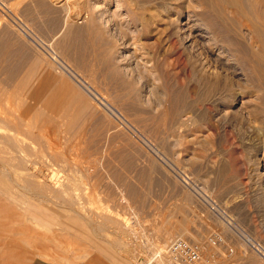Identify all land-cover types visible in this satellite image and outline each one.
<instances>
[{"label":"rangeland","instance_id":"obj_1","mask_svg":"<svg viewBox=\"0 0 264 264\" xmlns=\"http://www.w3.org/2000/svg\"><path fill=\"white\" fill-rule=\"evenodd\" d=\"M1 1L10 12L0 13V109L14 112H0V133L13 129L15 140L19 133L31 152L27 172L69 182L73 196L30 189L32 181L21 188L17 176L26 169L6 171L0 158V171L10 174L0 179L16 181L9 182L14 202L0 190V264L5 253L18 264H179L168 251L176 236L202 244L199 264H264L237 230L264 245V86L261 92L229 47H204L217 40L206 14L224 11L229 19L231 12L233 30L251 23L254 9L237 0L218 9L202 0ZM197 21L193 35L209 38L188 37L187 76V68L171 66L177 56L168 41L181 31L187 37ZM224 59L234 75L215 74ZM7 113L18 125L5 131ZM27 196L29 214L21 206ZM99 214L108 223L102 233ZM35 218L69 224L80 237L50 233Z\"/></svg>","mask_w":264,"mask_h":264},{"label":"bare ground","instance_id":"obj_2","mask_svg":"<svg viewBox=\"0 0 264 264\" xmlns=\"http://www.w3.org/2000/svg\"><path fill=\"white\" fill-rule=\"evenodd\" d=\"M168 1V0H167ZM171 1V0H170ZM173 1V0H172ZM175 1V0H174ZM223 1V2H222ZM225 0H217V2H215L214 0H202V3H204L205 5H211V6H209V7H215L216 9H218L219 7H220V5H222L223 6V4L224 5H229V3L228 2H224ZM67 2H71L70 0H67ZM66 2V3H67ZM155 2V1H154ZM161 2V1H160ZM165 2V1H164ZM169 2V1H168ZM177 2V1H176ZM175 2V3H176ZM186 2V1H185ZM221 2V4H219ZM147 3V2H146ZM152 3V2H151ZM158 3V2H157ZM171 3V2H170ZM174 3V2H173ZM174 3V4H175ZM180 3H182V2H180ZM179 3V4H180ZM183 3H184V1H183ZM237 3H239L240 5H243L244 7H246L247 9H249V10H253L254 9V11L256 12V13H254V11H253V13L255 14V19L254 18H252L251 17V14H246L247 16H248V19H250V17H251V23H249V24H247L246 23V20L245 19H243V20H245V24H243L240 28H235L234 27V29L232 30V28L230 29L229 27H227V25L228 24H226L228 21H229V19L231 18V19H233L232 17H230V13H229V19H228V17H227V15L226 14H223V12L222 11H220V12H222L221 13V15L218 13V15H217V13H216V10H215V12L214 13H216L215 15H217V16H215V17H211V16H209L208 14H206V17L208 18V23H207V26L209 25L211 28H213V29H215V30H217V35H216V39L217 40H211L212 42L211 43H205V48H207L208 50H207V52H210V53H213L214 51H219V49L220 48H224L225 49V46H226V48L227 47H229V49H228V53L229 54H231L230 56H232V57H234L235 58V60L237 61V62H239V63H241V64H243V66H244V71L246 72V74L248 75V76H256L258 79V81H259V84L261 85V86H259V90L261 91L263 88H261L260 89V87H262V86H264V0H237ZM78 4V3H77ZM82 4V3H81ZM162 4H163V2H162ZM167 4V3H166ZM178 4V3H177ZM185 4V3H184ZM183 4V5H184ZM189 4V3H188ZM63 5V4H62ZM80 5V4H79ZM79 5H77V6H79ZM155 5V4H154ZM182 5V4H181ZM197 5V4H196ZM235 5V4H234ZM233 5V6H234ZM66 6V5H65ZM64 6V7H65ZM161 6V5H160ZM165 6V5H164ZM170 6V5H169ZM177 6H180V5H177ZM186 6H188V5H186ZM190 6V5H189ZM202 6V5H201ZM221 6V7H222ZM242 6V7H243ZM151 7V6H150ZM185 7V6H184ZM225 7V6H224ZM66 8H68V7H66ZM145 8H147V10H148V8L149 7H145ZM166 8H167V6H166ZM176 8V7H175ZM178 8H181L182 9V7H178ZM186 8V10H187V7H185ZM212 8V9H213ZM150 9V8H149ZM181 9H180V11H181ZM197 9V8H196ZM207 9V8H206ZM205 9V10H206ZM224 8H222V10H223ZM225 9H226V7H225ZM232 9V8H231ZM230 9V10H231ZM235 9L236 8H234L233 10L235 11ZM244 9V8H243ZM68 10V9H67ZM135 10V9H134ZM144 10V9H143ZM154 10V9H153ZM168 10V9H167ZM227 10V9H226ZM232 10V11H233ZM239 10V12H241V10L240 9H238ZM149 11V10H148ZM162 11H163V9H162ZM170 11V10H169ZM174 11H176V15H178L177 14V10H174ZM248 11V10H247ZM137 12V11H136ZM140 12H141V10H140ZM150 12H152L151 11V9H150ZM187 12V11H186ZM218 12V11H217ZM157 13V12H156ZM158 13H159V11H158ZM235 13V15H236V17L237 18H239V19H241L242 17L240 16V14L237 12V11H235L234 12ZM242 13V12H241ZM139 14V13H138ZM141 14V13H140ZM139 14V15H140ZM146 14H150V13H146ZM173 14V13H172ZM210 14H212V13H210ZM244 14V13H243ZM138 15V16H139ZM151 15V14H150ZM149 15V16H150ZM153 15V14H152ZM232 15V14H231ZM245 15V16H246ZM249 15H250V17H249ZM142 17H143V15H141ZM140 16V18L142 19V17ZM147 16V15H146ZM155 16V15H154ZM154 16H152V18H154ZM159 17H160V14L158 15ZM158 16H156L157 18H158ZM167 16V15H166ZM182 16V15H181ZM214 16V15H213ZM244 16V15H243ZM170 17V16H169ZM175 17L176 16H174V14L172 15V17L170 18L171 19V21L173 20V21H175L174 19H175ZM241 17V18H240ZM146 18V17H145ZM148 18H150V17H148ZM151 18V19H152ZM157 18L155 19V20H157ZM167 18H168V16H167ZM174 18V19H173ZM178 19L180 18V15H178V17H177ZM176 18V19H177ZM198 18V17H197ZM139 19V18H138ZM191 19V21L190 22H192V21H195V20H192L193 18H190ZM254 19V20H253ZM148 20V19H147ZM154 20V19H153ZM161 20H165V21H167L165 18L164 19H161ZM200 20V19H199ZM202 20V19H201ZM234 20V19H233ZM242 20V22H244ZM140 21V20H139ZM148 21H152V20H148ZM158 21V20H157ZM157 21H155V22H157ZM160 21V20H159ZM179 21V20H178ZM235 21H237V20H235ZM144 22V21H143ZM154 22V23H155ZM162 22V21H161ZM202 22H204V27H205V24H206V20L204 21H202ZM202 22H200L199 23V21H197V23L195 22V24H193L192 26H191V28L190 29H188V31H190V33H189V35H187V37L185 36L186 35V33H184L183 31H181L182 32V35H181V33L178 35V37H176V39H172V41H171V43L168 41V45L170 44V48L168 47V51H171V50H173V51H175V53H176V56H177V58H176V56H175V61H174V58L172 59L175 63L172 65V63H173V61H171V66H174V68H175V66H179L180 68L181 67H183V69L186 71V68L187 67H189V66H187V60L185 61L184 59L185 58H183V54H186L188 51H189V49H188V47H187V44H186V42H187V40H188V37H191L190 35H192V38H196V37H205V38H209V37H207V36H204V35H202V34H198V35H193L194 33L193 32H195L196 30H198L200 27H199V25H201L202 24ZM239 22V21H238ZM238 22H236L237 24H238ZM250 22V21H249ZM1 23V22H0ZM145 23V22H144ZM147 23V22H146ZM145 23V24H146ZM158 23H160V22H158ZM177 24H179L178 22H176ZM231 23V22H230ZM157 24V23H156ZM161 24V23H160ZM166 24H167V22H166ZM199 24V25H198ZM232 24H234V23H232ZM232 24H230V25H232ZM155 25V24H154ZM168 27H169V25H167ZM189 26V25H188ZM237 26H239V25H237ZM152 27H155V28H157L156 26H152ZM151 28V27H150ZM206 28V27H205ZM147 29V28H146ZM152 29V28H151ZM162 29V28H161ZM163 29H164V27H163ZM162 29V30H163ZM181 29V28H180ZM183 29V28H182ZM236 29V30H235ZM165 30V29H164ZM235 30V31H234ZM157 31H159V29H157ZM167 31V30H166ZM160 33H164V31L163 32H161V31H159ZM185 34V35H184ZM205 34V33H204ZM161 35V34H160ZM159 38V37H158ZM161 39V38H160ZM196 42H198V41H195V43ZM163 43V42H162ZM195 43H194V45H195ZM221 44L224 46V47H221ZM200 46H202L201 44H200ZM167 48V47H166ZM154 49V48H153ZM223 49V50H224ZM167 50V49H166ZM220 52V51H219ZM227 53V54H228ZM50 56H52V55H50ZM218 57L219 58H224V56L221 54V53H219L218 54ZM228 58H229V56H228ZM227 58V59H228ZM227 59H224V60H222L223 61V69L221 68V70L219 71V72H217V73H215L217 76H225V77H227V75H234V73H236V72H233V68H232V61H228ZM168 62H170V61H168ZM237 65V64H236ZM167 66V65H166ZM170 66V67H171ZM168 67H169V65H168ZM172 68V67H171ZM178 68V67H177ZM179 68V71H182L181 69ZM219 68V67H218ZM241 69V68H240ZM183 70V71H184ZM232 70V71H231ZM237 70V69H236ZM172 71H175L174 69H172ZM178 71V70H177ZM177 71H175L176 72V75L177 76H181V73L180 72H177ZM241 71V70H240ZM175 72H173V73H175ZM187 76L189 75V69L187 68ZM186 72H182V74L184 75V73H186ZM242 72V71H241ZM244 72V73H245ZM242 74V73H241ZM245 75V74H244ZM215 76V75H214ZM222 79L223 78H221V77H219L217 80L220 82H222ZM225 79V78H224ZM254 80V79H253ZM227 81V80H226ZM220 82V83H221ZM224 82H225V80H224ZM224 82H222V83H224ZM228 83V82H227ZM226 83V84H227ZM228 86H230L229 85V83L227 84ZM231 87V86H230ZM224 89V88H223ZM225 90V89H224ZM262 92V91H261ZM2 94V93H1ZM1 96V95H0ZM263 96V102H264V95H262ZM263 105H264V103H263ZM5 106H7V104L5 105ZM4 106V107H5ZM8 106H10L9 104H8ZM7 106V107H8ZM263 107V106H262ZM13 109H9V107L8 108H1L0 109V112H2V111H4V113H3V115H5L6 116V114H5V112H14V111H12ZM264 110V109H263ZM11 113H10V115H11ZM263 113V112H262ZM8 113H7V120H8V118H10V117H8ZM4 117V116H3ZM0 118H2V116H0ZM13 118H14V116H13ZM3 119H5V117L3 118ZM3 119H2V121H3ZM12 118H10L9 120L10 121H8V123H10L9 125V127H8V125L7 124H4V123H6L7 122V120H5L6 122H2L3 123V127H2V129L3 128H6V130L8 129V130H10V127L12 126V124H15V123H13L14 122V120L12 121L11 120ZM16 119H17V117H16ZM1 120V119H0ZM15 122H16V124H17V121L15 120ZM19 123V122H18ZM1 125V124H0ZM7 125V126H6ZM18 125V124H17ZM4 126H6V127H4ZM19 127H21V124H20V126ZM19 127H18V131H20V129L22 130V128H20L19 129ZM13 128H14V126H13ZM17 126L15 125V130L14 131H16L17 129ZM1 129V130H2ZM12 129V128H11ZM3 130H5V129H3ZM5 130V131H6ZM11 131H13V129L11 130ZM11 131H6V132H4L3 134L2 133H0L1 135L0 136H4V135H7L6 133H8V135L7 136H5V137H0L1 138V140H0V158L2 159V163H1V167L3 168V169H6V171H7V169H10V168H8V167H11V169L12 168H14V169H16L17 170V168L20 166H16V165H18V164H21V166L22 167H24L25 169H26V171L25 172H27V165H28V163L27 162H29V153H31L30 151H28V145H25V144H22L21 142L22 141H20V140H18L19 139V137H17V135H20L19 133L16 135V138H17V140H15V136L13 135V134H16V132L15 133H12V134H10L9 135V133H11ZM21 132V131H20ZM33 134V133H32ZM13 135V136H12ZM22 136V135H21ZM38 136V135H37ZM35 137H36V135H35ZM21 138V137H20ZM25 138H27V137H25ZM39 138V137H38ZM30 139V138H29ZM28 139V140H29ZM22 140H24V138H23V136H22ZM57 140V139H56ZM18 141V142H17ZM27 140H24L23 141V143L24 142H26ZM29 143V142H28ZM27 143V144H28ZM15 144H17V148L15 147ZM30 144V143H29ZM25 145V146H24ZM59 145V144H58ZM50 147V146H49ZM51 148V147H50ZM14 149H17V151L19 152V155H20V153H22L21 155L22 156H19V158H17V157H15V156H12V155H15L14 153L12 154V152H14ZM29 149H31V145H30V148ZM33 150H35V149H33ZM54 151V150H53ZM3 154H5L6 156H8V157H5V155H4V157L2 156ZM10 154H12V155H10ZM16 155H18V154H16ZM54 156V155H53ZM32 158V157H31ZM12 161H18L17 162V164H15V163H12ZM71 161V160H70ZM30 163V162H29ZM33 163H34V161H33ZM71 163V162H70ZM36 164V163H35ZM72 164V163H71ZM69 165V164H68ZM29 166V165H28ZM33 166V165H32ZM67 167V166H66ZM1 168V169H2ZM11 169H10V171H11ZM24 169V170H25ZM13 170V169H12ZM13 171H15V170H13ZM18 171V170H17ZM1 172V171H0ZM15 172H13V174H14ZM28 173V174H27ZM27 173H24L25 175H21L20 176V174L17 176V182H18V184L17 185H19V184H21V185H23L21 188H23L25 185H24V183H26V185L28 184V182L29 181H32V185H30V183L31 182H29V188L30 187H34V185H35V187L37 188L38 187V190H39V188H40V190L42 189L43 190V192H44V190H46L45 192L47 193L48 191L49 192H52V190H53V192H55L56 190H59L60 191V193L61 194H65V193H67V191L65 190V189H68L70 186H67L68 184H70L69 182L68 183H59V184H49V182L47 183V182H42L41 181V179H40V177H39V175L37 174H35V173H32V172H27ZM32 173V174H31ZM40 173V172H39ZM1 174H5V177H3V178H8V177H10V174H9V176H8V172L6 173L5 172V170L3 171V172H1ZM30 175V179L27 177V176H29ZM77 176V175H76ZM10 179V178H9ZM8 179V180H9ZM10 181L11 182H16L15 180H11L10 179ZM10 181H7V180H3V179H0V183L1 184H3L4 185V187H1L0 186V190H2V189H6V190H3V191H8V193L9 194H6V195H9L8 197H9V199H11V201H13L14 199H15V197H14V195H13V191H12V189H11V185H10ZM44 181V180H43ZM72 181V180H71ZM15 184V183H14ZM75 184V183H74ZM34 187V188H35ZM30 189H32V188H30ZM72 189V188H71ZM51 190V191H50ZM25 191V190H24ZM27 191V190H26ZM28 191H31V190H28ZM73 191V190H72ZM48 192V193H49ZM68 192H70L71 193V191H68ZM0 193H2V192H0ZM59 193V194H60ZM69 193V194H70ZM88 193V192H87ZM4 194V195H5ZM21 194V193H20ZM23 195H25L26 194V192H25V194H24V192L22 193ZM51 194V193H50ZM55 194V193H54ZM57 194H58V192H57ZM57 194H56V196H57ZM69 194L67 193V196H69ZM72 194V193H71ZM70 194V195H71ZM62 195V196H63ZM55 196V195H54ZM56 196L54 197V198H56ZM71 196H73V195H71ZM70 196V198L71 199H73V201H76L77 202V200L76 199H78V198H72ZM81 196V195H80ZM1 197H4V196H1ZM59 197V196H58ZM61 197V196H60ZM82 197V196H81ZM62 198V197H61ZM69 198V197H68ZM86 198V197H85ZM7 199V198H6ZM38 199V198H37ZM84 199V198H83ZM84 201V200H83ZM88 201V200H87ZM10 202V201H9ZM14 202V201H13ZM28 202H30L29 201V199H28V196L26 197V201H24L23 203H22V207H25L26 209H27V212H28V214L30 213V210H28ZM85 202V201H84ZM72 204L74 203V202H71ZM79 203V202H78ZM75 204V203H74ZM80 204V203H79ZM92 204V203H91ZM50 205V204H49ZM71 204H69V206H70ZM77 205V204H76ZM81 205V204H80ZM79 205V206H80ZM21 206H19V207H21ZM66 206H68L67 204H66ZM68 206V207H69ZM72 206V205H71ZM70 206V207H71ZM21 207V208H22ZM76 208H78V207H76ZM75 209V208H74ZM73 209V210H74ZM80 209V208H79ZM71 210H72V208H71ZM80 210H82V209H80ZM84 210H85V208H84ZM68 212V211H67ZM77 212V211H76ZM78 213H80V212H78ZM83 213V212H82ZM69 214V213H68ZM84 214V213H83ZM84 215H86V214H84ZM99 215H102L103 217V219H98V222H99V229H98V232L99 233H102L105 229V223H107V222H103L105 219H104V215L103 214H99ZM98 215V216H99ZM111 215V214H110ZM116 215V214H115ZM31 216V215H30ZM67 216V215H66ZM81 216V215H80ZM86 217V216H85ZM106 217H108V216H106L105 215V218ZM28 218H30L29 216H28ZM39 218V217H38ZM88 218V217H87ZM97 218V217H96ZM113 218H114V216H113ZM117 218V217H116ZM122 218V217H121ZM32 219V218H31ZM92 219V218H91ZM107 219V218H106ZM101 220H103V221H101ZM118 221H119V218L117 219ZM117 220H114V222H115V225L116 224H118V225H116L117 227H118V229L120 230V228L119 227H121L123 224H122V221H121V225L119 224L120 223V221H119V223H118V221ZM123 220V219H122ZM107 221V220H106ZM111 221V220H110ZM113 221V220H112ZM33 222L34 223H39L40 225H38L37 227H41V228H45V229H47V230H49V232L51 233V230H58V233L60 232V234H62L64 231H67V232H69V233H73V226H69V224L67 225V224H62V225H60L59 223L58 224H56V222H52V223H44L43 221H40L39 219H37V218H35L34 220H33ZM88 222V221H87ZM91 222H93L92 220H91ZM97 222V223H98ZM95 222H93V224H94ZM113 223V222H112ZM112 223H110V224H112ZM108 224V223H107ZM113 225V224H112ZM114 225V226H115ZM55 226V227H54ZM111 226V225H110ZM124 226V225H123ZM126 226H128V225H126ZM122 228H125V227H122ZM102 230V231H101ZM122 230H124V229H122ZM132 230V229H131ZM79 232V231H78ZM79 234H81V233H79ZM56 235H57V232H56ZM66 236H68L69 237V234H65ZM74 235H75V233H74ZM58 236V235H57ZM99 236V235H98ZM75 236H73V237H71V238H74ZM89 246H92L91 244H88ZM126 245V244H125ZM162 259V258H161ZM161 259H159V260H161ZM164 260V259H163ZM159 262H162V261H159ZM158 262V263H159ZM260 262V261H259ZM263 262V261H262ZM261 262V263H262ZM68 264H69V261L67 262ZM157 264V263H156ZM162 264H166L165 263V261L162 263ZM260 264V263H259Z\"/></svg>","mask_w":264,"mask_h":264},{"label":"built area","instance_id":"obj_3","mask_svg":"<svg viewBox=\"0 0 264 264\" xmlns=\"http://www.w3.org/2000/svg\"><path fill=\"white\" fill-rule=\"evenodd\" d=\"M8 12H10L9 9L0 0V13L8 15ZM213 207L216 208V205ZM237 230L242 234L250 248L264 256V245L261 242L254 237L245 235L238 228ZM168 251L170 256L179 264H199L203 257L202 244L186 236H176V238L171 241Z\"/></svg>","mask_w":264,"mask_h":264},{"label":"crops","instance_id":"obj_4","mask_svg":"<svg viewBox=\"0 0 264 264\" xmlns=\"http://www.w3.org/2000/svg\"><path fill=\"white\" fill-rule=\"evenodd\" d=\"M55 227V226H54ZM63 235H65V234H69V237L71 236V237H73V236H75L74 238H77V236H79L80 234H78L77 232L75 233V235H74V232L73 233H69V232H67V231H64L63 233H62ZM66 237H68V236H66L65 235V238ZM80 237V236H79ZM69 241L67 242L68 244H70V247H71V245L73 244L71 241V239H68ZM68 244H66V246H68ZM73 246V245H72ZM75 246V245H74ZM88 247H90L89 245H88ZM88 250H90V249H88ZM40 255V254H39ZM88 255V254H87ZM4 257V259L3 260H1V264H18V263H15V259L16 258H9L8 260H5L7 257H8V253H5V255L3 256ZM9 257H11V256H9ZM90 260V259H89ZM93 261V262H92ZM90 263H92V264H95V262H94V260H92ZM25 261L23 260V261H21V264H25L24 263ZM69 264H72L70 261H69ZM86 264V263H85Z\"/></svg>","mask_w":264,"mask_h":264}]
</instances>
